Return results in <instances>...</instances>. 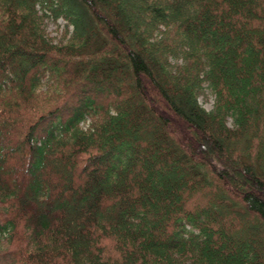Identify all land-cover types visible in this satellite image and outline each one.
I'll return each instance as SVG.
<instances>
[{
	"label": "trees",
	"instance_id": "trees-1",
	"mask_svg": "<svg viewBox=\"0 0 264 264\" xmlns=\"http://www.w3.org/2000/svg\"><path fill=\"white\" fill-rule=\"evenodd\" d=\"M0 264H264V0H0Z\"/></svg>",
	"mask_w": 264,
	"mask_h": 264
},
{
	"label": "rangeland",
	"instance_id": "rangeland-1",
	"mask_svg": "<svg viewBox=\"0 0 264 264\" xmlns=\"http://www.w3.org/2000/svg\"><path fill=\"white\" fill-rule=\"evenodd\" d=\"M44 28L45 31L47 32V34L49 36H53L54 40H62L64 38H66V33L64 36V27H63V22L61 19L58 20V23L56 24L55 22L52 21H44ZM205 92L207 93V98L205 99V97L203 96H199V101L202 103V105L206 108V109H210L212 107V103H213V96L210 94V91L208 88L204 89ZM137 158L139 157L138 155L136 156ZM166 178L171 179L173 177L172 173L166 172L165 176Z\"/></svg>",
	"mask_w": 264,
	"mask_h": 264
}]
</instances>
